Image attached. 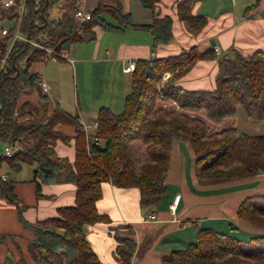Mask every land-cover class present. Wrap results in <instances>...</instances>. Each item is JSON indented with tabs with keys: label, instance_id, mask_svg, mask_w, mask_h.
I'll use <instances>...</instances> for the list:
<instances>
[{
	"label": "trees",
	"instance_id": "1",
	"mask_svg": "<svg viewBox=\"0 0 264 264\" xmlns=\"http://www.w3.org/2000/svg\"><path fill=\"white\" fill-rule=\"evenodd\" d=\"M61 1L68 3L16 0V4L5 7L0 1V20L18 19L20 4H24L18 30L30 36L29 42L15 38L11 43L13 27L0 38V142L22 144L12 156L4 155L0 161L5 160L16 169L23 163L35 165L32 180L36 182L38 194L42 183L57 181L61 178L60 172H68L77 186L75 203L60 206L58 215L29 223L22 214L14 181L2 175L0 197L16 203L20 220L34 229L35 238L28 244L34 264H104L85 230L86 225L97 222L112 223L111 217L97 207L103 195V183L111 181L116 186L138 188L141 206H156L168 187L174 138L192 142L196 153L195 171L202 182L239 180L264 173V134H250L235 126L212 130L204 118L190 113L204 111L215 122L240 112L255 122L264 119V52L220 57L213 89H187L176 83L197 60L216 57L213 46L203 49L192 46L168 57L139 59L131 75L123 110L115 112L109 106H100L97 127L90 136L79 115L58 103L53 104L40 89V73L30 71L34 61L45 62L47 52L43 46L68 50L74 42L95 39L96 26L108 31L144 28L151 32L157 46L172 40L173 20L170 15H156L150 23H136L130 12H124L120 0H98L90 10L91 18L80 22L75 17L77 0H73L72 12L68 14L66 8L62 11ZM141 3L154 12L157 0H141ZM258 3L256 0L246 10ZM176 8L179 18L193 31L202 29L208 22L205 15L193 13V0H179ZM104 12L116 22L107 21ZM8 49L7 59L1 66ZM17 69L19 74L12 77ZM167 72L170 75L165 78ZM33 93L39 97L37 102L32 101ZM168 100L175 101L181 109L163 106L162 102ZM61 124L74 126V135L62 132ZM72 137L76 149L73 163L55 150L59 139L70 143ZM263 201L264 192L250 194L237 208L241 219L258 228L247 240L255 244L252 248H247L240 237L202 227L195 241L165 254L164 262L264 264ZM112 228L118 242L116 258L130 264L137 247L134 229L128 224Z\"/></svg>",
	"mask_w": 264,
	"mask_h": 264
},
{
	"label": "crops",
	"instance_id": "2",
	"mask_svg": "<svg viewBox=\"0 0 264 264\" xmlns=\"http://www.w3.org/2000/svg\"><path fill=\"white\" fill-rule=\"evenodd\" d=\"M0 1L3 4L5 0ZM79 1L76 3L80 5ZM120 1L124 12H130L136 23H150L156 15H170L173 20L172 40L154 46L153 35L147 29L125 28L123 31L112 32L96 26V38L92 39L93 44L85 51L79 46L73 47L76 42L68 49L67 56L73 58V62L69 58L58 59L68 61L59 63V66L71 70L73 83L80 81L81 88H85L83 92L95 94L103 90V95L97 99L105 98L107 105L115 112L121 108L119 102L130 90L131 78L127 74L133 71L125 72L123 69L128 60L137 62L139 59L168 57L192 46L203 49L219 45L222 53L229 56H246L257 50L264 52V0H259L258 5L251 10H246V7L256 0H228V4L224 0H193V13L203 14L208 19L207 24L197 31L189 29L179 18L176 8L179 0H157L154 12L144 7L141 0ZM93 7L95 5L91 7L87 0H82L79 6L85 10ZM2 29L0 38L5 36ZM109 32L116 34L110 35ZM219 59L220 56L216 54L212 59L197 60L176 83L187 89H213L216 86ZM115 71L123 78L114 76ZM169 75L167 72L165 78ZM89 76L103 88L88 91ZM40 79L50 84L51 90L46 95L52 103L77 113L87 134L92 136L97 127L99 107L86 101L89 96L84 98L78 87L77 92L70 89L66 91L61 73H43ZM52 90L56 91L54 96H51ZM170 103L173 104L171 108L180 107L173 100L164 101L162 105L168 108ZM207 123L210 125V122ZM230 126L240 129L238 125ZM59 129L70 136L75 133L72 125L61 124ZM5 146L0 152V158L5 155ZM55 150L58 155L68 157L73 163L76 156L75 139L72 137L70 143L59 139ZM195 158L196 153L189 139H173L167 174V181L173 184V191L167 187L159 204L153 207L141 206L138 188L116 186L111 181L103 183V195L97 201V207L100 212L111 217L112 223L97 222L86 225L85 230L88 241L104 264H123L115 255L118 242L112 226L117 224H128L134 229L133 237L137 247L130 264H166L163 256L173 249L184 248L196 238L202 227L226 233L230 229L248 234L258 231V228L238 216L237 208L247 195L264 192V173L239 180L202 182L196 175ZM34 167L33 164L23 163L20 169H16L7 161H0V175L6 174V180L14 181L22 214L29 223L58 215L60 206L73 205L77 188L72 176L62 171L59 180L42 183L38 194L36 182L32 180ZM24 173L30 175L22 176ZM177 193L181 195L180 200L177 207L172 209L170 204ZM0 237V264H17L19 261L34 264L28 244L35 238V231L20 220L17 204L5 197H0Z\"/></svg>",
	"mask_w": 264,
	"mask_h": 264
},
{
	"label": "rangeland",
	"instance_id": "3",
	"mask_svg": "<svg viewBox=\"0 0 264 264\" xmlns=\"http://www.w3.org/2000/svg\"><path fill=\"white\" fill-rule=\"evenodd\" d=\"M87 1L89 2V5L91 7L94 5L96 6L97 2H98V0H87ZM65 2L66 3L68 2V3L65 4L63 1H61L62 11L66 8L65 9L66 14L71 13L74 4H77V3L74 2V4H73L72 3L73 0H65ZM79 2H80V5H79V3L77 5L81 6L82 0H80ZM224 3L228 4V0H224ZM54 13L56 14V11H54L53 14ZM103 17L109 22H113V23L116 22V19L112 15H110L108 12H104ZM16 24H17L16 18L6 17V18L1 19L0 20V35H1V29L3 26L6 28H13V27H15ZM112 32H117V31H112ZM108 34L115 35L116 33L109 32ZM93 41L94 40H92V41L91 40L79 41V42L74 43L73 47L76 45V46H79V48L81 50L85 51L90 46V44H93ZM64 62L68 63V61H66V59L60 60V61L59 60L55 61V60L50 59V58L47 59V61H45V62L34 61L30 66V71H38L40 74H43V73L46 74L47 72H51L52 74H55V75H58L59 73H61L63 76L62 83L65 85L66 91H68L70 89L71 91L75 90L77 92V87H78L80 94L84 95V98L86 96H89L86 101L92 102L95 105H97L98 107H100L101 105L108 106L107 105L108 102L105 101V98L97 99L103 95V90H98L95 94H93L91 92L86 93V92H83V89H85V88H83V87L81 88V82L80 81H78V82L74 81V83H73L71 70L62 69L59 66L60 65L59 63H64ZM131 75L132 74H127V77L131 78ZM114 76L118 77L119 79L123 78L117 71H115ZM79 77H80V73H79ZM69 84H70V86H69ZM93 88L94 89L95 88H103V86L95 83V80L93 79V77L89 76L88 81H87V89H88V91H91ZM127 93H126V95H127ZM55 94H56V91L52 90L51 96H54ZM126 95L124 96V98H122L121 102H119V103H121V108L117 109L116 112H120L123 110V108L125 106ZM31 97H32V101H34V102H37L39 99L37 93L31 94ZM81 101H83V98H81ZM167 106H168V108H171V107H173V104L170 103ZM190 113L193 115L201 116V117L204 114L203 115L204 119L206 121L210 122L209 126L212 130H220L226 126L238 125L240 127V129H242L248 133L264 134V130L258 129V128H264V119H262L259 122H254L249 117L239 113L237 116L227 117L222 123H217V122H214V121L210 120L209 118H207L204 111H196V112L191 111ZM259 125H261V126H259ZM3 147H4V144L2 142H0V152L3 151ZM21 147H22V144H21ZM28 166H30V165H28ZM26 175H30V173L29 174L28 173L22 174V176H26ZM167 185H168V190L173 191V188H172L173 184L170 183L169 181H167ZM262 203H264V201ZM229 233L231 235L242 238V240H243L245 246H247V248H252V246L255 245L253 243L247 242L250 235L246 232H243L242 230L237 231L236 229H232V230L230 229ZM195 240H196V238H194L193 241H195ZM187 245H188V243L185 245V247H187ZM179 249H181V248H179Z\"/></svg>",
	"mask_w": 264,
	"mask_h": 264
},
{
	"label": "built area",
	"instance_id": "4",
	"mask_svg": "<svg viewBox=\"0 0 264 264\" xmlns=\"http://www.w3.org/2000/svg\"><path fill=\"white\" fill-rule=\"evenodd\" d=\"M3 4L5 7H10V6L16 4V0H5L3 2ZM23 10H24V4L22 3V4H20V8H19V17L17 19V24L15 25L13 33H12L11 43L13 42V40L15 38H23V39L27 40V37L22 35L18 30ZM75 17L78 21L83 22V21H86V20L91 18V12H90V10H85L83 8L78 7L75 11ZM9 30H10L9 28H3L2 34H4V35L7 34L9 32ZM85 38H88V37L85 36ZM43 47L46 49V52H47L46 58L47 59L50 58L53 60H58L60 58H69L67 56L68 50L66 48L58 49L57 46H43ZM213 47H214L216 54L219 55L220 57H228L229 56L228 54L222 53V49L220 48L219 45H213ZM8 54H9V49H8L7 53L1 59V66H3L4 62L6 61ZM69 59L72 62L74 60L73 58H69ZM135 67H136V61L135 60H128L123 69L125 72H132L135 69ZM38 84L40 86L41 91L44 94H49V92L51 90V86L48 82H46L43 79H39ZM178 109H181V108L178 107ZM85 130H86V128H85ZM86 132H87V130H86ZM19 148H21V144L19 143V141H16L12 144H7L4 148V154L6 156H12L14 154V152L16 150H18ZM2 177L5 179L7 177V175L3 174ZM180 196H181L180 193H177L174 196L173 201L170 204V207L172 209H175L177 207L179 200H180ZM152 217H154V214L152 215Z\"/></svg>",
	"mask_w": 264,
	"mask_h": 264
},
{
	"label": "water",
	"instance_id": "5",
	"mask_svg": "<svg viewBox=\"0 0 264 264\" xmlns=\"http://www.w3.org/2000/svg\"><path fill=\"white\" fill-rule=\"evenodd\" d=\"M43 25H46V22H45ZM43 25H42V26H43ZM29 41H30V36L28 35V37H27V42H29ZM13 62H14V64H15V57L13 58ZM18 74H19V70L17 69L16 74L13 75L12 77H16ZM4 79H5V78H4ZM1 85H2V84H0V87H1Z\"/></svg>",
	"mask_w": 264,
	"mask_h": 264
}]
</instances>
